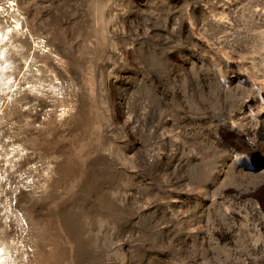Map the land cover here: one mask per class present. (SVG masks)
I'll list each match as a JSON object with an SVG mask.
<instances>
[{"label":"rangeland","instance_id":"1","mask_svg":"<svg viewBox=\"0 0 264 264\" xmlns=\"http://www.w3.org/2000/svg\"><path fill=\"white\" fill-rule=\"evenodd\" d=\"M0 264H264V0H0Z\"/></svg>","mask_w":264,"mask_h":264}]
</instances>
